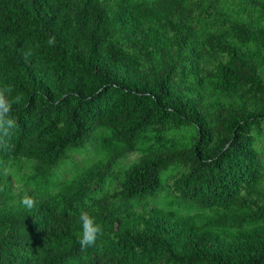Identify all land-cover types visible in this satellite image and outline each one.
Returning a JSON list of instances; mask_svg holds the SVG:
<instances>
[{
	"label": "trees",
	"instance_id": "trees-1",
	"mask_svg": "<svg viewBox=\"0 0 264 264\" xmlns=\"http://www.w3.org/2000/svg\"><path fill=\"white\" fill-rule=\"evenodd\" d=\"M0 99V264H264V0H0Z\"/></svg>",
	"mask_w": 264,
	"mask_h": 264
},
{
	"label": "clouds",
	"instance_id": "clouds-1",
	"mask_svg": "<svg viewBox=\"0 0 264 264\" xmlns=\"http://www.w3.org/2000/svg\"><path fill=\"white\" fill-rule=\"evenodd\" d=\"M0 109H2V111H0V127H3L6 132H9L15 125L14 118L6 115L11 111V105L7 101L0 99ZM22 203L31 207L34 201L31 197L25 196ZM81 220L83 222V233L80 237V244L82 247L93 245L98 236L102 233V228L86 213H81Z\"/></svg>",
	"mask_w": 264,
	"mask_h": 264
},
{
	"label": "rangeland",
	"instance_id": "rangeland-1",
	"mask_svg": "<svg viewBox=\"0 0 264 264\" xmlns=\"http://www.w3.org/2000/svg\"><path fill=\"white\" fill-rule=\"evenodd\" d=\"M138 153L134 152L128 155V157L126 159L123 160V164H128L130 162H132L133 160H135L138 157ZM80 159V158H78ZM63 173L65 176H69V173L65 171V169H63Z\"/></svg>",
	"mask_w": 264,
	"mask_h": 264
}]
</instances>
